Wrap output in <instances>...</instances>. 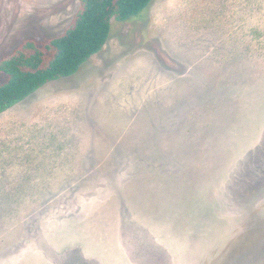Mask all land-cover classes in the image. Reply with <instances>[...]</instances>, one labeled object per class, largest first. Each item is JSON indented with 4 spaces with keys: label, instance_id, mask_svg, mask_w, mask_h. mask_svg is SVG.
I'll use <instances>...</instances> for the list:
<instances>
[{
    "label": "rangeland",
    "instance_id": "rangeland-1",
    "mask_svg": "<svg viewBox=\"0 0 264 264\" xmlns=\"http://www.w3.org/2000/svg\"><path fill=\"white\" fill-rule=\"evenodd\" d=\"M79 9L0 0V61ZM8 112L0 264H264V0H153Z\"/></svg>",
    "mask_w": 264,
    "mask_h": 264
},
{
    "label": "trees",
    "instance_id": "trees-1",
    "mask_svg": "<svg viewBox=\"0 0 264 264\" xmlns=\"http://www.w3.org/2000/svg\"><path fill=\"white\" fill-rule=\"evenodd\" d=\"M71 25L57 37L29 38L0 61V114L40 89L76 75L109 40L112 21L139 16L153 0H79Z\"/></svg>",
    "mask_w": 264,
    "mask_h": 264
},
{
    "label": "crops",
    "instance_id": "crops-1",
    "mask_svg": "<svg viewBox=\"0 0 264 264\" xmlns=\"http://www.w3.org/2000/svg\"><path fill=\"white\" fill-rule=\"evenodd\" d=\"M19 105V104H18ZM18 105H16V106H18ZM15 106V107H16ZM14 108V107H13ZM13 108H11V109H13ZM10 109V110H11ZM10 110H8V111H10ZM8 111H6V112H4V113H2V114H0V123H7L8 122V119H9V114L11 113V112H8ZM8 112V113H7ZM24 113H26V112H24ZM27 114V113H26ZM9 124V123H8ZM40 125H42L41 123H38L33 117H32V119H31V117H30V114L28 113L27 114V116L26 115H24V116H22V118H18V122H17V124H16V126H17V129H18V135L20 136V137H24V134H25V132L26 131H28V130H30L31 128H33V127H35V126H37V128H38V130H40ZM22 138H21V141H22ZM2 142V141H1ZM0 142V144H3V143H5V142H2L1 143ZM23 143V142H22ZM9 145H10V143H9ZM8 160V162H5L6 164H8V163H10V162H12L13 160H14V157L12 158V156H9V158H6L5 159V161H7Z\"/></svg>",
    "mask_w": 264,
    "mask_h": 264
}]
</instances>
